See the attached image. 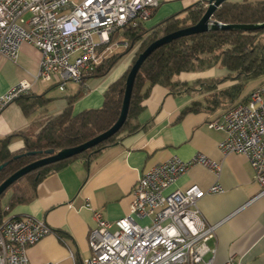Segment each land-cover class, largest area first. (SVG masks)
I'll return each mask as SVG.
<instances>
[{"label": "crops", "instance_id": "1", "mask_svg": "<svg viewBox=\"0 0 264 264\" xmlns=\"http://www.w3.org/2000/svg\"><path fill=\"white\" fill-rule=\"evenodd\" d=\"M205 1L209 0H164L145 26L164 22ZM40 60V51L29 44L21 47L16 63L0 56V96L26 80L33 84L31 94L46 92L45 98L49 100L45 107L30 115L24 113L17 101L6 107L0 114V141L62 114L69 98L81 91L84 95L74 104V115L102 108L106 91L125 75L132 61L126 58L108 76L90 80L83 87L79 83H68L65 93H61L55 79L34 83ZM227 74L226 69L213 68L202 77L195 75L193 80L179 81L192 85L199 80ZM251 91L244 90L241 99ZM205 103L204 94L197 91L173 92L170 88L153 87L144 102L145 109L138 117L145 129L123 135L120 141L92 160L74 159L41 182L31 201L10 209L6 217H35L45 221L54 232L30 248L31 263L85 264L91 255L89 233L94 227L92 212L85 208L87 201L107 221H118L130 213L134 189L144 172L174 156L188 161L203 154L222 163L220 178L203 166H194L167 193L185 191L194 185L206 191L219 181L225 192L207 195L199 202L209 224L222 223L216 238L209 242V246L217 250L215 264H225L230 257L243 264H264L263 188L256 183L245 155L232 153L224 156L219 151L218 144L226 134L209 128V123L222 121L225 113L205 109ZM195 104L199 107L197 111L186 112ZM24 147L25 140L18 135L11 139L8 149L11 153H18ZM7 201L8 197L4 199L5 207Z\"/></svg>", "mask_w": 264, "mask_h": 264}, {"label": "built area", "instance_id": "2", "mask_svg": "<svg viewBox=\"0 0 264 264\" xmlns=\"http://www.w3.org/2000/svg\"><path fill=\"white\" fill-rule=\"evenodd\" d=\"M163 1L0 0V56L16 63L24 44L36 47L41 60L34 83L55 79L65 93L68 83H80L107 52L127 49V42L112 41V36L148 22ZM32 88L24 80L0 96V114L31 95ZM209 128L226 134L218 144L222 155L247 157L264 194V81L246 102L227 112L222 121H211ZM194 166L209 169L218 179L222 173V163L203 154L188 161L174 156L139 177L126 217L107 221L87 201L94 227L85 264H215L217 250L209 242L222 223L209 224L199 202L207 195L223 194L222 184L218 181L206 191L194 185L167 193ZM52 234L45 221L35 217H5L0 223V264H32L30 248ZM225 264L243 263L230 257Z\"/></svg>", "mask_w": 264, "mask_h": 264}, {"label": "trees", "instance_id": "3", "mask_svg": "<svg viewBox=\"0 0 264 264\" xmlns=\"http://www.w3.org/2000/svg\"><path fill=\"white\" fill-rule=\"evenodd\" d=\"M207 7L208 1L199 2L154 28L147 29L145 24H140L115 32L112 41H125L128 48L104 59L93 70L85 73L79 83L83 87L90 80L108 76L135 48H138L129 70L106 91L103 107L74 115V104L84 95L81 91L69 98L62 114L48 121L35 123L32 126L34 127L32 133L29 134L27 131L16 133L1 140L0 165L4 163L7 165L0 172V185L17 171L46 157L45 151L54 150L57 153L63 149L80 146L113 127L121 115L128 75L139 55L160 38L196 25L204 16ZM213 20L226 25L263 24L264 0L241 2L230 0L217 9ZM213 68L226 69L228 74L220 78L199 80L192 85L181 83L177 79L184 72H204ZM262 79H264V28L255 31H208L183 37L162 46L152 53L138 72L128 117L122 129L97 147L72 159L42 167L11 185L0 196V223L10 209L33 199L41 182L74 159L92 160L104 149L120 141L123 135H132L145 129L146 126L140 124L138 117L144 111V102L150 96L153 87L162 86L170 88L173 92L197 91L204 94L206 103L203 108L212 112L223 110L226 114L248 100L250 94L243 99L241 96L249 83ZM227 83L233 84L222 87ZM45 96L46 92L40 95L31 94L19 98L17 102L22 106L24 113L30 115L49 102ZM198 108L195 104L186 112L197 111ZM18 135L23 136L25 147L18 153H11L8 149L9 144L11 139ZM33 152L37 154L28 155ZM18 155L20 157L15 159L14 157ZM6 197L7 207L4 203Z\"/></svg>", "mask_w": 264, "mask_h": 264}, {"label": "water", "instance_id": "4", "mask_svg": "<svg viewBox=\"0 0 264 264\" xmlns=\"http://www.w3.org/2000/svg\"><path fill=\"white\" fill-rule=\"evenodd\" d=\"M230 0H209L207 10L202 17V19L194 26L179 30L172 34H169L163 38L152 43L143 53H141L133 65L127 81H126V89L124 94L123 106L121 110V115L118 121L111 127L108 131L104 132L103 134L93 138L92 140L73 148L63 149L57 153L54 150L45 151L46 157L39 159L26 167L22 168L21 170L17 171L11 177H9L5 182L0 185V196L15 182L23 178L24 176L37 171L38 169L49 166L55 163H59L65 160L72 159L75 156L81 155L86 151L93 149L103 143L104 141L110 139L111 137L115 136L124 126L130 108V102L134 90L135 81L144 62L154 53L157 49L161 48L162 46L172 43L173 41L183 38L189 37L196 34L206 33L208 31H215V30H239V31H255L264 28L263 24H256V25H239V24H222L220 22H216L213 20V15L217 11V9L222 6L225 2ZM41 153V152H40ZM37 152L28 153V155H36ZM20 155L15 156L14 158H19ZM7 165V163L0 165V172L1 170Z\"/></svg>", "mask_w": 264, "mask_h": 264}, {"label": "rangeland", "instance_id": "5", "mask_svg": "<svg viewBox=\"0 0 264 264\" xmlns=\"http://www.w3.org/2000/svg\"><path fill=\"white\" fill-rule=\"evenodd\" d=\"M72 1H75V2H80L81 0H72ZM156 19H154L153 21H155ZM160 22H162V21H159V22H154L153 23V25H146V26H148L149 28H147V29H150V28H152V27H154V26H156V25H158ZM124 49H120V50H117V51H113L112 53L111 52H107V55L105 56V58L104 59H106V58H108L109 56H111V55H113L114 53H116V52H120V51H123ZM138 50V49H137ZM137 50H133L130 54H129V56H128V58H127V60L130 58V59H132V61H131V65H132V62H133V58L136 56V53H137ZM130 65V66H131ZM130 68V67H129ZM129 70V69H128ZM208 71H210V70H207V71H204V72H184V73H181L178 77H177V79L178 80H181V81H190V80H193V78L195 77V75H200L199 77H202L201 75H204L205 73H207ZM264 81V79H262V80H256V81H253V82H251V83H249L248 85H247V87H246V89H245V91L246 92H249V91H251L253 88H255V87H259L260 85H261V83ZM41 83L43 82V81H40ZM71 83V82H70ZM253 91V90H252ZM251 91V92H252ZM250 92V93H251ZM33 129H34V127L32 128H30L27 132L30 134V133H32V131H33ZM21 183V182H20Z\"/></svg>", "mask_w": 264, "mask_h": 264}]
</instances>
